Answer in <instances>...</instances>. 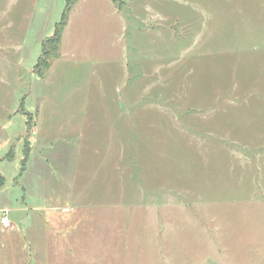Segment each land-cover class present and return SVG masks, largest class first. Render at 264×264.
<instances>
[{
	"label": "rangeland",
	"instance_id": "374dc122",
	"mask_svg": "<svg viewBox=\"0 0 264 264\" xmlns=\"http://www.w3.org/2000/svg\"><path fill=\"white\" fill-rule=\"evenodd\" d=\"M117 3L78 0L42 73L65 1L0 0V264H211L233 224L262 250L264 0Z\"/></svg>",
	"mask_w": 264,
	"mask_h": 264
},
{
	"label": "crops",
	"instance_id": "0c3cea01",
	"mask_svg": "<svg viewBox=\"0 0 264 264\" xmlns=\"http://www.w3.org/2000/svg\"><path fill=\"white\" fill-rule=\"evenodd\" d=\"M191 143L192 142L189 141V144H191ZM187 161H188V159H187ZM187 164L189 166L188 162H187ZM187 164H185V172H186V165ZM191 167L192 166H189L190 169H191ZM190 194H191V191L188 190V186L185 184V190H184L185 200H188ZM1 209H3V208H1ZM4 209H6V208H4ZM1 217H2V212L0 214V219H1ZM211 217H214V216H211ZM7 219H8V213H7ZM8 221H10V220L8 219ZM209 222H215L216 225L218 226V225H220L219 222H224V221L218 220V215H217L215 219H210ZM229 224H231V223L229 222ZM240 225L242 226V228L239 225H235V224L231 225L233 231L228 232V233H226L224 230L225 226L223 228H222V226L217 227V231H218L217 234H219V232L222 229H223V232H222V234L218 235V239H217V237L215 238V247H216V242H217L216 249L218 250L219 256L217 257L216 261L211 263V264H264V248L262 250L261 249L258 250L254 244L250 243L253 240V237L250 238V233L254 234V232L253 231L252 232H248V231L243 232L245 230L243 228H245V226H249L248 224H245V225L240 224ZM2 228H3V225L0 222V232H16V233H19L16 226L14 228H12L10 230H6V231L2 230ZM261 235L262 234L260 233V236ZM11 237H14V236H12L11 234L5 235V238H6V240H8V242H10L12 240V239H10ZM238 238L242 239V242L244 240H247V243H245V245H243V247L245 249L244 252L243 251L241 252V250L239 249L241 243L238 240ZM14 240H12V241H14ZM230 241H232V242H230ZM229 249L231 250V252L227 253V250H229ZM3 261L7 262L9 260L3 259Z\"/></svg>",
	"mask_w": 264,
	"mask_h": 264
},
{
	"label": "trees",
	"instance_id": "16d2710c",
	"mask_svg": "<svg viewBox=\"0 0 264 264\" xmlns=\"http://www.w3.org/2000/svg\"><path fill=\"white\" fill-rule=\"evenodd\" d=\"M64 1H65V8L62 13L60 21L56 24L52 36L46 38L42 43L41 54L36 64L37 67H39L38 69L41 70L42 73L45 72L50 67L51 61L58 55L61 36L67 23L68 14L78 0H64ZM113 1L115 3L118 2V0H113ZM0 178L2 179V181H0V187H2L4 184V177L0 176Z\"/></svg>",
	"mask_w": 264,
	"mask_h": 264
},
{
	"label": "built area",
	"instance_id": "2783aa9c",
	"mask_svg": "<svg viewBox=\"0 0 264 264\" xmlns=\"http://www.w3.org/2000/svg\"><path fill=\"white\" fill-rule=\"evenodd\" d=\"M0 222L2 225H7L8 224V219H7V212H3L2 217L0 219Z\"/></svg>",
	"mask_w": 264,
	"mask_h": 264
}]
</instances>
